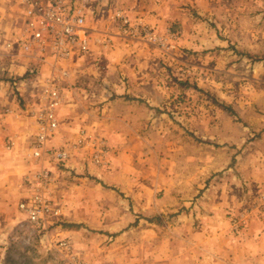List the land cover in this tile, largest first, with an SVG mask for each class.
<instances>
[{
  "label": "rangeland",
  "instance_id": "rangeland-1",
  "mask_svg": "<svg viewBox=\"0 0 264 264\" xmlns=\"http://www.w3.org/2000/svg\"><path fill=\"white\" fill-rule=\"evenodd\" d=\"M90 11L91 47L65 65L47 143L68 153L60 163L31 145L54 66L16 45L20 2L0 0V264H66L59 240L95 264H264V0H93ZM119 12L163 42L125 35ZM83 131L106 143L101 163ZM43 169L61 216L40 231L19 203Z\"/></svg>",
  "mask_w": 264,
  "mask_h": 264
},
{
  "label": "built area",
  "instance_id": "built-area-1",
  "mask_svg": "<svg viewBox=\"0 0 264 264\" xmlns=\"http://www.w3.org/2000/svg\"><path fill=\"white\" fill-rule=\"evenodd\" d=\"M23 15V30L16 38V45L26 54L35 56L39 64L54 66L45 78L41 89V105L34 111L37 127L31 141L32 153L37 158H50L64 163L68 153L47 147L48 141L59 128L57 113L63 103V82L69 77L66 64L85 55L91 47L90 30L87 25L93 0H19ZM116 21L123 33L140 37L149 42L162 43V38L142 22L135 23L125 13H117ZM11 47L12 45H8ZM99 146L96 163L105 157L106 143L82 132L78 144ZM54 179L51 171L43 169L34 175L33 190L29 197L19 203L20 211L28 222L40 231L47 230L61 216L52 199ZM58 248L65 254L66 264H95L78 257L69 241L59 240Z\"/></svg>",
  "mask_w": 264,
  "mask_h": 264
},
{
  "label": "crops",
  "instance_id": "crops-1",
  "mask_svg": "<svg viewBox=\"0 0 264 264\" xmlns=\"http://www.w3.org/2000/svg\"><path fill=\"white\" fill-rule=\"evenodd\" d=\"M125 14H127V13H125ZM129 16V15H128ZM154 16H156L155 15V13H153V15L151 16V18H150V20H149V22H152L153 24L155 23L156 24V22L157 23H163V20H158L159 19V14L155 17V19H154ZM149 19V18H148ZM161 19V18H160ZM146 20H147V18H146ZM93 29V28H92ZM92 33H93V31H92ZM38 62V61H37ZM41 65V64H40ZM48 64H42L41 66H43V67H46Z\"/></svg>",
  "mask_w": 264,
  "mask_h": 264
},
{
  "label": "trees",
  "instance_id": "trees-1",
  "mask_svg": "<svg viewBox=\"0 0 264 264\" xmlns=\"http://www.w3.org/2000/svg\"><path fill=\"white\" fill-rule=\"evenodd\" d=\"M222 106H225V105H222Z\"/></svg>",
  "mask_w": 264,
  "mask_h": 264
}]
</instances>
